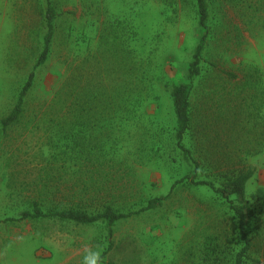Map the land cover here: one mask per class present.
Here are the masks:
<instances>
[{
	"label": "rangeland",
	"instance_id": "1",
	"mask_svg": "<svg viewBox=\"0 0 264 264\" xmlns=\"http://www.w3.org/2000/svg\"><path fill=\"white\" fill-rule=\"evenodd\" d=\"M50 1L51 48L36 67L47 0H0V264H203L214 247L231 263L233 216L192 183L218 187V159L256 169L246 198L264 239V0H206L205 29L195 0ZM202 35L201 75L189 80ZM31 73L18 120L3 128ZM179 84L190 85L183 142L197 167L175 144ZM152 198L162 205L112 236L102 222L21 219L34 202L128 212Z\"/></svg>",
	"mask_w": 264,
	"mask_h": 264
},
{
	"label": "trees",
	"instance_id": "2",
	"mask_svg": "<svg viewBox=\"0 0 264 264\" xmlns=\"http://www.w3.org/2000/svg\"><path fill=\"white\" fill-rule=\"evenodd\" d=\"M195 2L199 25L205 29L209 18L207 2L206 0H195ZM55 18V10L51 5V1L47 0L44 18L46 34L43 37V48L37 59L36 67L43 65L47 61L53 38V23ZM205 38V35H202L195 48L193 61L190 63L188 69L189 80L201 75L200 65ZM32 82L33 73L28 76V79L19 94L17 105L14 107L11 114L1 121L3 128H8L18 120L19 114L23 110V98L31 88ZM66 85L70 86V83L67 82ZM72 91L74 92V95L72 93L73 98L71 100L72 104H70L71 109L69 115L75 117L78 108L77 105L79 104V96L76 89H72ZM189 94V84H179L172 87L171 98L176 120L174 139L176 147L181 151L183 157L192 161L195 164V167H197V160L194 157H191L190 150L185 147L183 142L184 135L190 127ZM214 162L215 163H212L213 165L210 169L215 172L214 176L218 181V187H215L213 182L205 179L197 181L192 180V183L200 186H208L224 199L227 209L233 216V221L235 223L233 233L238 236L240 249L234 253L233 259L231 258V263L227 262L228 257L223 256L217 247L207 251L203 250L199 260L203 264H264V239L262 235H253V231L250 229L251 226H254V224L257 223V217L246 198V184L254 176L256 169L247 165L244 161L231 164V166L227 165L228 162L220 161V159L215 160ZM107 202V200H103L97 207H86L81 201L80 203H70L61 208L53 206L44 207L43 205L34 202L31 207L32 209L29 212H23L21 214V219H54L76 225H92L102 222L108 229V235L112 236L113 226L117 222L143 212L155 210L162 205L161 198H152L147 201L144 207H141L137 211L123 212L113 203Z\"/></svg>",
	"mask_w": 264,
	"mask_h": 264
}]
</instances>
